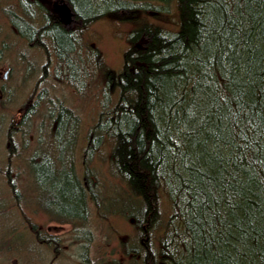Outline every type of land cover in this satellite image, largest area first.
I'll return each instance as SVG.
<instances>
[{
	"label": "trees",
	"instance_id": "16d2710c",
	"mask_svg": "<svg viewBox=\"0 0 264 264\" xmlns=\"http://www.w3.org/2000/svg\"><path fill=\"white\" fill-rule=\"evenodd\" d=\"M62 1L73 8L70 26L43 11V26L20 29L37 43L51 37L48 59L52 49L67 60L76 31L106 11H125L137 23L135 10L149 7L144 0ZM173 2L175 30L139 23L130 31L114 76L116 105L91 126L92 142L95 133L114 136L111 166L126 184L116 200L127 195L131 205L130 213L114 209L132 219L135 243L120 250L142 264H264V0ZM59 106L52 132L62 151L75 141L76 116ZM58 159L55 166L32 161L46 211L85 222L90 199L110 212L112 195L99 196L87 172L81 180L74 164Z\"/></svg>",
	"mask_w": 264,
	"mask_h": 264
},
{
	"label": "rangeland",
	"instance_id": "374dc122",
	"mask_svg": "<svg viewBox=\"0 0 264 264\" xmlns=\"http://www.w3.org/2000/svg\"><path fill=\"white\" fill-rule=\"evenodd\" d=\"M145 1L149 7H139L131 16L139 20L137 23L132 18L123 19L125 11L108 10L95 18L80 31L84 40L76 41L67 60H60L52 52L48 59L44 47L28 45L25 38L13 31L9 19H21L24 0H0V86L4 90L0 97V264H142L138 258L132 260L120 250L122 244L135 243L131 218L110 213L101 215L89 199L87 222L58 221L39 200V189L28 164L34 150L44 151L54 166L61 163L58 158L62 156L65 164H74L81 180L84 172L94 179L93 187L99 196L112 195L106 201L108 207L118 203L117 191L126 184L119 181L111 166L114 136L102 132L103 137L97 139L98 133H95L92 142L91 126L100 113L104 118L105 112L116 105L114 76L122 69L123 53L131 44L127 37L134 26L156 24L170 31L177 27L173 0ZM52 3L63 4V1L52 0ZM35 11L39 12L37 15L42 14L41 10ZM154 11L158 13L153 14ZM37 19H34L36 23L42 22ZM42 40L48 41V38ZM92 41L95 45L91 46ZM98 50L100 54L94 53ZM70 62L72 74L66 64ZM6 68L9 70L4 77ZM30 97L32 104L28 101ZM26 103L30 108L21 115L18 107ZM59 105L68 107L76 116L75 141L62 151L59 147L56 149L52 132L55 116L62 109ZM8 133L12 136V150L17 154L9 157ZM69 137L65 141L71 140ZM8 182L14 183V189ZM121 191L127 193V190ZM163 204L169 208L171 202ZM32 224L41 225L44 232L59 233L60 236H54L59 239L58 252L54 251L53 242L50 245L38 241L45 236H36Z\"/></svg>",
	"mask_w": 264,
	"mask_h": 264
},
{
	"label": "bare ground",
	"instance_id": "6f19581e",
	"mask_svg": "<svg viewBox=\"0 0 264 264\" xmlns=\"http://www.w3.org/2000/svg\"><path fill=\"white\" fill-rule=\"evenodd\" d=\"M42 3V4H44L45 6H46V10H47V12L48 13H50L51 14V16L52 17H54V18H56V19H58L60 22H62L63 24H65V26H70V24L68 23V22H66L65 20H64V15L63 14H61V13H59V12H56V13H53V9H52V4H51V0H35V2H30V4L28 5V7L30 8V6H35V4L37 5L38 3ZM46 3V4H45ZM133 3H135V4H137L136 3V1L135 0H133ZM23 6V5H22ZM28 7H26V6H23V9L24 10H26L27 12H30L31 13V10L28 8ZM52 11V12H51ZM68 11H69V13H72L73 15H74V12H73V8H72V6L70 5V7H68ZM137 12V11H136ZM68 13V14H69ZM67 14V13H66ZM124 16V15H123ZM125 18H127V16L125 15V17H123V19H125ZM10 21H11V26L12 25H14L15 27H17L19 30L21 29V28H23V29H25L26 27H32V28H34V31H36L39 27H41V26H43L44 24H45V19H43V18H41V19H39L38 20V22H40V21H42V22H40V23H36L33 19H31V21L29 22V25H25L24 23H23V21L24 20H16V19H9ZM90 23H92L90 20L87 22V24H90ZM35 24V25H34ZM86 24V25H87ZM85 27V25L83 26V27H81V29H83ZM81 29L80 30H78L77 31V33L78 34H74V37H75V44L77 43L76 41H78V43H80L82 40H84V39H81V37H82V34H81ZM41 35L42 34H44V32H41L40 33ZM44 36V35H43ZM47 37H45V38H48L49 40H50V42H52L51 41V37L50 36H48V35H46ZM28 43V42H27ZM31 46L32 47H34V46H37V47H44L45 48V46L47 45V43L44 41V40H41V43H37V42H35V41H32L31 43ZM30 44H28V45H30ZM90 45L92 46V45H95V43H94V41H92V42H90ZM97 46V45H96ZM95 46V47H96ZM98 47V46H97ZM95 50H97L96 48H95ZM51 52H53V50L51 49L50 51H49V53H51ZM94 53H96V54H100V51L98 50V52H95L94 51ZM73 64V63H72ZM69 71V73H71L70 72V70H68ZM72 74V73H71ZM71 78L72 79H76V78H78L77 76H71ZM13 149V148H12ZM29 165V164H28ZM30 165H32V161H31V163H30ZM29 165V166H30ZM33 166V165H32ZM36 182V181H35ZM36 184V187H38V185H37V183H35ZM11 187L14 189V185H11ZM127 194L128 195H131V192L129 191V190H127ZM16 197L18 198V194L16 193ZM126 199H127V195H123L122 197H121V199H120V201L118 202V203H116V205L114 206V207H112V209H111V211L110 212H103V211H99V214H101V215H105V214H107V213H110V214H117V213H119V211L123 208V212H127V213H130L131 212V205H130V203H129V201L127 200L126 201ZM163 203H166V201L165 202H163ZM163 207L165 208V206H164V204H163ZM114 209H115V211L117 212H115L114 211ZM124 217L126 216V215H123ZM88 217H89V214H88V216L86 217V218H84V221L85 222H87V220H88ZM32 226L34 227V228H36V226L35 225H33L32 224ZM16 238L18 237L17 235L15 236Z\"/></svg>",
	"mask_w": 264,
	"mask_h": 264
},
{
	"label": "flooded vegetation",
	"instance_id": "af4514ba",
	"mask_svg": "<svg viewBox=\"0 0 264 264\" xmlns=\"http://www.w3.org/2000/svg\"><path fill=\"white\" fill-rule=\"evenodd\" d=\"M28 2H35V0H28ZM51 4H52V8L54 7L53 6V3H52V0H51ZM30 10H34V12L35 13H33L32 11H31V13L30 12H27L26 10H24L23 9V6H21V10H22V16H21V19H20V21L21 20H24L23 21V23L27 26V25H29V22L31 21V19H33L34 20V18H33V16L34 15H37L38 13H37V11H35V10H41L42 11V13H43V11L45 12V11H47L46 10V6L44 5V4H42V3H38L37 5L35 4V6H30V8H29ZM52 12V11H51ZM24 13H26V15H24ZM20 15H21V13H19ZM26 16V17H25ZM39 16V18L40 17H42L43 15L41 14V15H38ZM37 16V17H38ZM13 18V17H12ZM43 18V17H42ZM12 27V29H13V31L16 33V34H18L20 37H23V38H25L28 42H29V44L32 42V41H34V40H32L33 38H29V36L26 34V33H24V32H22L21 30H19L17 27H15L14 25H12L11 26ZM25 29H27V27L25 28ZM31 46V45H30ZM3 95H4V90H3V87H1L0 86V97H3ZM31 98L32 97H30V99H28V101H30L31 100ZM30 103L32 104V100L30 101ZM28 108H30V107H28V103H26V104H24V105H22V106H19L18 107V112H21V115L22 114H24L27 110H28ZM20 117V116H19ZM11 138H12V136L11 135H8L7 136V139H8V147H9V150H7V153L9 154L8 155V157L10 156V154H12V153H14V154H16V152H15V150H12V148H13V146H12V143H11ZM17 155V154H16ZM29 158H31V161H35V162H39V161H41L43 158H50L49 156H47V155H44V151H42V150H34V151H31V155L29 156ZM30 161H29V165H30ZM33 163V162H32ZM29 168H30V170H31V173H32V175H33V177H34V179H35V181H36V183H38V180H37V177H36V175H35V172H34V167L32 166V165H30L29 166ZM7 170H8V168H7ZM8 183H11V185H14V183L13 182H8ZM10 185V184H9ZM33 227V226H32ZM41 225H36V228H34L33 227V229H34V232H35V234H36V236H38L39 234H41V235H43V236H45L46 238H48V240L47 239H45V240H39V241H41V242H45V243H48V244H50L51 245V243H52V240H53V237L54 236H60L59 235V233H56L55 231V233H50L49 231L50 230H47L46 232H44V231H42L41 230ZM41 230V231H40Z\"/></svg>",
	"mask_w": 264,
	"mask_h": 264
},
{
	"label": "water",
	"instance_id": "95a60500",
	"mask_svg": "<svg viewBox=\"0 0 264 264\" xmlns=\"http://www.w3.org/2000/svg\"><path fill=\"white\" fill-rule=\"evenodd\" d=\"M56 10H57L59 13L63 14V15H64V20H65L66 22L69 23V18H68V16H69L68 13H69V11H68V9L65 8L64 6H62V8L57 7ZM66 13H67V14H66ZM7 72H8V69L5 70V72H4V76L7 75Z\"/></svg>",
	"mask_w": 264,
	"mask_h": 264
}]
</instances>
